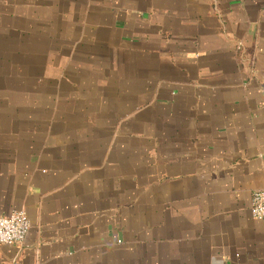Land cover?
<instances>
[{
  "label": "crops",
  "instance_id": "crops-1",
  "mask_svg": "<svg viewBox=\"0 0 264 264\" xmlns=\"http://www.w3.org/2000/svg\"><path fill=\"white\" fill-rule=\"evenodd\" d=\"M264 0H0V264H264Z\"/></svg>",
  "mask_w": 264,
  "mask_h": 264
},
{
  "label": "built area",
  "instance_id": "built-area-1",
  "mask_svg": "<svg viewBox=\"0 0 264 264\" xmlns=\"http://www.w3.org/2000/svg\"><path fill=\"white\" fill-rule=\"evenodd\" d=\"M250 210L252 217L264 222V191L258 190L251 196ZM30 230V223L23 211L0 217V244L21 245Z\"/></svg>",
  "mask_w": 264,
  "mask_h": 264
}]
</instances>
